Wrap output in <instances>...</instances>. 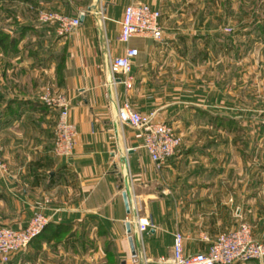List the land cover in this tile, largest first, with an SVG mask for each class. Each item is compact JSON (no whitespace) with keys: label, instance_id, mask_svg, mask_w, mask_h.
Instances as JSON below:
<instances>
[{"label":"crops","instance_id":"1","mask_svg":"<svg viewBox=\"0 0 264 264\" xmlns=\"http://www.w3.org/2000/svg\"><path fill=\"white\" fill-rule=\"evenodd\" d=\"M25 1L35 11L86 14L68 37H59L50 25L19 23L29 31L16 52L0 48V145L7 168L0 171V228L22 229L39 212L53 225L70 226L73 234L63 241L67 247L96 243L107 261L164 264L161 259L171 258L174 232L184 237V253L193 255L206 252L211 240L251 213L260 219L264 125L253 131L238 118L236 102L245 91L242 78L230 84L228 35L221 27L198 25L194 0ZM134 1L160 12V41H117L123 10ZM199 17L213 19L212 14ZM126 48L139 52L130 90L121 75L113 82L108 70V61ZM46 86L70 103L77 139L69 158L52 154L58 113L39 100ZM259 97L253 92L252 99ZM124 103L143 116L154 113L153 121L167 123L182 138L162 169L142 148L140 132L117 120L116 108ZM230 118L236 124L230 125ZM140 221L153 227L134 244L138 257L132 262L128 237ZM261 233L253 230L252 236L264 243ZM38 245L31 243L10 261L69 260L63 246ZM76 254L80 260L88 256Z\"/></svg>","mask_w":264,"mask_h":264},{"label":"built area","instance_id":"2","mask_svg":"<svg viewBox=\"0 0 264 264\" xmlns=\"http://www.w3.org/2000/svg\"><path fill=\"white\" fill-rule=\"evenodd\" d=\"M85 14L86 12L82 11L76 17H70L57 12L41 11L38 14V21L44 25L54 26L59 37H68L79 28L80 18ZM160 16L158 10L147 4L132 2L123 10L117 41L128 44L133 37H147L160 41L162 39ZM138 53L136 48H126L121 56L108 61L112 81H115L114 76L121 75L123 77L121 82L127 90L133 85L132 64ZM39 100L58 113L53 131L52 154L57 158L71 157L76 146L77 130L69 121V100L51 86L44 87ZM116 113L119 123L140 132L142 148L157 169L166 166L168 160L177 153L181 146V137L167 123L153 121L154 113L143 116L129 103L117 106ZM6 170L0 145V171ZM49 223L50 218L38 212L34 213L25 228L15 230L1 227L0 264H7L12 256L23 253ZM149 226L153 227L146 221L137 223L135 234L132 236L137 244L142 243L141 235ZM172 238L171 258L161 259L164 264H244L264 259V243L253 239L251 226L243 221L234 230L222 233L211 240L207 251L203 253L186 255L183 235L174 232ZM137 257L135 253L132 254L131 261L135 262Z\"/></svg>","mask_w":264,"mask_h":264},{"label":"rangeland","instance_id":"3","mask_svg":"<svg viewBox=\"0 0 264 264\" xmlns=\"http://www.w3.org/2000/svg\"><path fill=\"white\" fill-rule=\"evenodd\" d=\"M41 11L48 10L45 8L37 11L32 10L25 0H0V26L9 31L14 29L17 23L25 21L41 24L38 21V14ZM191 11H196L199 18L197 20L198 25L205 23L207 27H221L225 31L224 33L228 35L229 57L227 65L230 84L242 78L243 80H240V82L245 91L244 94L239 95L236 102L239 109L237 113H244V115H239L238 118H244L247 125L253 126V131L257 130V127L264 125V0H194ZM203 13L212 14L213 19L200 20L199 15ZM237 45L239 46L238 49H236ZM253 92H259L260 97L252 99ZM251 131L249 127L247 132H249L248 135L252 136ZM260 134V142H258L262 147L261 152L263 154L264 133ZM251 136L250 139H252ZM260 184V200L263 207L261 217L257 220L252 217L253 213H251V217L243 219V222L251 226L252 233L254 230L256 234L257 230L261 228L263 233L260 235H264V179L260 181ZM72 234L71 231H65L55 239L45 240L46 238H43L37 240L38 249L42 248V242L47 244L52 242V247L58 249V247L63 246L65 250L71 253L68 261L41 258L42 260H39L40 264H117L115 260L107 261L103 256L102 247H99L96 243L86 245L73 243L68 244L67 247L65 242L63 244V241L71 237ZM257 237H259V234ZM28 249L29 247L25 251ZM77 252L88 253V256L85 257V260H80L76 254ZM79 257L81 258V256ZM7 264L15 263L9 261Z\"/></svg>","mask_w":264,"mask_h":264},{"label":"trees","instance_id":"4","mask_svg":"<svg viewBox=\"0 0 264 264\" xmlns=\"http://www.w3.org/2000/svg\"><path fill=\"white\" fill-rule=\"evenodd\" d=\"M17 23V22H16ZM52 26V25H50ZM54 27V26H52ZM29 31L28 26L16 24L12 32H7L3 27L0 26V48L5 54L16 52L17 45L22 41V39L26 36ZM229 124H236V121L233 118L229 119ZM71 231L69 225H53L49 223L42 233L38 235L31 243L36 242L37 240H41L46 238L45 240L58 238L63 232Z\"/></svg>","mask_w":264,"mask_h":264},{"label":"water","instance_id":"5","mask_svg":"<svg viewBox=\"0 0 264 264\" xmlns=\"http://www.w3.org/2000/svg\"><path fill=\"white\" fill-rule=\"evenodd\" d=\"M92 8L95 9L94 6ZM92 8H90L89 11H91ZM82 21H83V17L80 18V22H82ZM123 199H124L126 211L129 212L128 195H127L126 191L123 193ZM126 229H127V233L130 234V224L129 223L126 225ZM128 243L130 246V251L133 254L134 253V244L136 245V242L133 240L131 235L128 237Z\"/></svg>","mask_w":264,"mask_h":264}]
</instances>
